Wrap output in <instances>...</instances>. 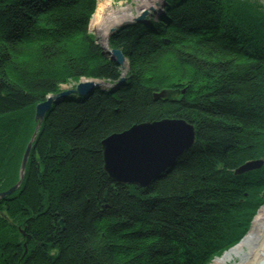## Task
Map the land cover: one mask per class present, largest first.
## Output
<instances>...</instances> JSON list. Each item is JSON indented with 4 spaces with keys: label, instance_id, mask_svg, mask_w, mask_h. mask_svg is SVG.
I'll list each match as a JSON object with an SVG mask.
<instances>
[{
    "label": "trees",
    "instance_id": "trees-1",
    "mask_svg": "<svg viewBox=\"0 0 264 264\" xmlns=\"http://www.w3.org/2000/svg\"><path fill=\"white\" fill-rule=\"evenodd\" d=\"M166 1L156 22L109 37L128 61L121 85L70 95L36 129L46 96L120 71L89 31L97 0H0V190L36 132L0 205L26 239L0 215V264H210L247 232L264 167L233 171L264 158V4ZM167 89L178 95L153 98ZM168 119L193 123L195 146L148 188L111 182L103 139Z\"/></svg>",
    "mask_w": 264,
    "mask_h": 264
},
{
    "label": "water",
    "instance_id": "water-1",
    "mask_svg": "<svg viewBox=\"0 0 264 264\" xmlns=\"http://www.w3.org/2000/svg\"><path fill=\"white\" fill-rule=\"evenodd\" d=\"M153 11L150 10V12ZM146 14L148 15V12L143 11L141 16L135 18L133 21L140 22L145 18ZM115 31L116 28L112 29L111 33ZM101 48L104 54L112 61H115L120 67V71H122L125 61L122 53L118 50H108L103 46ZM123 81L124 77L122 76L115 82L114 86L121 85ZM95 82L97 81L90 79L79 80L73 87H69L68 89L67 87H62L56 94L46 96L45 101L35 105L33 119L37 121L36 129L44 120L43 117L52 105L68 98L70 95L85 97L91 91L103 88L101 84L99 85ZM174 93L176 92L170 90L160 91L153 97L155 100L167 101L171 100ZM35 135L36 132L31 137L24 151L21 161V173L26 167ZM194 135L192 125H188L181 119L160 120L151 124L148 122L135 124L134 127L124 133L114 134L103 141L101 145V149L103 150V171L114 182H119L120 184H126L127 182L135 183L137 186L145 185L149 183L152 177L165 169V166L169 165L182 150H186L190 146ZM20 181L14 187L6 190V192L0 193V199L15 191L19 187ZM59 225L62 228L61 222H59ZM244 238L240 240V243H242L241 241Z\"/></svg>",
    "mask_w": 264,
    "mask_h": 264
},
{
    "label": "rangeland",
    "instance_id": "rangeland-1",
    "mask_svg": "<svg viewBox=\"0 0 264 264\" xmlns=\"http://www.w3.org/2000/svg\"><path fill=\"white\" fill-rule=\"evenodd\" d=\"M142 0H118V1H115V0H97V2H96V10H95V13L91 16V20H90V23H89V31H90V34H91V36L93 37V39L95 40V42H96V44H99V42L101 41V39H100V37H99V35H97V28L96 27H93L95 24H97V22H95L94 21V15L96 14V12H97V10L100 8L101 10H102V12L103 13H106L109 9L111 10V9H113L114 11H117V12H119L120 14H126L127 16L126 17H123V18H119L120 20L119 21H116V23H118V24H116V25H114V24H110L109 25V30L107 31V33H106V41H107V44H108V42H109V37L111 36V35H113L114 33H116V31L115 32H113V33H111V30L112 29H114V28H116V30L118 29V30H120V28H125V27H127V26H130V22H132L135 18H138V17H140L141 16V13L143 12V11H146V12H148V15L150 14V13H152V12H150V10H154L153 11V14L156 16V17H158L159 18V14H162V12L164 11L165 12V7L167 6V1L166 0H148L149 1V3H148V5L146 4L147 3V1L146 2H144V3H142L141 2ZM250 1V0H249ZM256 1H258L259 3H261V4H264V0H256ZM161 12V13H160ZM146 16H147V14H146ZM145 16V17H146ZM156 17L155 18H149L148 16L146 17V19L144 18V20H147L148 21V24L150 23V22H152V20L154 21V22H156L157 20H155L156 19ZM143 20V21H144ZM134 22V21H133ZM148 24H145V25H148ZM111 33V34H110ZM114 50H116V49H114ZM118 51H120V50H118ZM125 62V61H124ZM118 66V65H117ZM118 68L120 69V67L118 66ZM120 71V70H119ZM124 71V70H123ZM123 71H120V74H119V77L118 78H120V77H122L123 76V74H121ZM124 76H128V71H124ZM81 80H85V79H81ZM124 82V81H123ZM102 83V82H101ZM114 83H107V82H104V83H102V86H103V88L102 89H104V90H106V89H108V90H110V89H112V88H115V86L113 85ZM63 87H67V89L69 88V87H73V85H67V86H63ZM161 91H167V90H161ZM170 91H172L171 89H170ZM160 92V91H159ZM178 93H174L172 96L174 97V96H176ZM154 98V97H153ZM171 100H172V98H171ZM173 120H175V119H173ZM182 121H184L185 123H187L188 125H192V127H193V131H194V134H195V128H194V124L193 123H189V122H186L185 120H182ZM192 121H194V120H192ZM146 122H148V123H153V122H155V121H146ZM146 122H144V123H146ZM132 127H134V125L132 126ZM131 127V128H132ZM130 129V128H129ZM129 129H127V130H129ZM127 130H125V131H127ZM124 133V132H123ZM114 134H117V133H114ZM118 134H121V133H118ZM112 136V135H111ZM108 137H110V136H108ZM106 139H107V137H106ZM105 139H103V141H104ZM30 141V140H29ZM103 141L101 142V144H100V149H101V145H102V143H103ZM199 142V141H198ZM195 143H196V134L194 135V139H193V141H192V143L190 144V146L186 149V150H182L181 152H180V154H178L179 156H176V158L173 160V161H171L170 162V164L169 165H166L165 166V169H163L162 171H160L159 172V174H161V173H164V172H166V171H168L172 166H174L175 164H176V161L178 160V158H180L181 157V154L182 153H186V152H188L193 146H195ZM199 144H200V142H199ZM26 149V148H25ZM102 156H103V150L101 149V160H102ZM22 158H23V156H22ZM22 158H21V161H22ZM21 161H20V165L19 166H16L15 168H13V170H12V172H10L11 173V175H10V173H9V175H10V177H9V180L10 181H13V180H17V182H19V180H21L20 181V184L18 185L19 187H17V189L15 190V191H13L11 194H9V195H6V197H4L3 199H0V205H1V203L2 202H7V200H13V199H11V198H13L12 196L14 195V197H15V193H19V190H21V183H22V180H23V177H24V175H23V173H24V171L21 173ZM2 166L3 165H0V175H4L5 176V174L1 171V169H2ZM103 160H102V171H103ZM249 166H251V167H249ZM264 167V158H258V159H253V158H247V160H245L242 164H239V166L238 167H236V169L233 171V175L234 176H238V175H247L248 174V176L250 177V174L249 173H252L253 171H258V170H260V169H262ZM26 168V167H25ZM241 169H243V170H241ZM25 170V169H24ZM20 173H21V175H20ZM103 173H105L106 174V176H107V178L111 181V182H113V183H117V184H119V185H121V186H125V187H132L134 190H135V188H148L149 187V184L153 181V179H155V178H157L158 176H159V174H157L156 176H154V177H152L151 178V180L149 181V183H147V184H145V185H136L135 183H129V182H127L126 184H120L119 182H114V181H112L110 178H109V176H108V174L105 172V171H103ZM252 175V174H251ZM250 178H252V176L250 177ZM1 179V178H0ZM19 179V180H18ZM17 182L16 183H14L13 185H11V187H9V188H7L6 190H9L10 188H12V187H14L15 185H17ZM6 182H2L1 180H0V188L5 184ZM6 190H0V193H4V192H6ZM18 190V191H17ZM258 197H260V201H259V203H261L260 204V206L258 207L259 209H258V211L261 209V207H264V190L262 191V192H260L259 193V195H258ZM10 198V199H9ZM258 211H253L252 212V215H254V217L252 218V219H254L255 218V216L258 214ZM251 213V212H250ZM256 214V215H255ZM0 215L3 217V219L7 222V224L9 223L13 228H14V230H16L17 232H18V235L20 236V237H25L24 236V231L22 230V228H20V225H18V221H17V216H15V217H11V216H9L8 217V215H6L5 214V212H3V210L1 209V207H0ZM228 217V216H227ZM226 217V218H227ZM251 219V217H250V221H249V223H248V225H246V227H250V226H252V223H253V220ZM61 222V221H60ZM59 225V224H58ZM61 225H62V228H63V224H62V222H61ZM59 227H60V225H59ZM240 227V226H239ZM241 227H243V226H241ZM61 228V227H60ZM236 228H238V227H236ZM21 231L24 233H22V234H20L21 233ZM10 233L12 234L13 232L10 230ZM0 234H1V232H0ZM7 234H9V233H7ZM22 235V236H21ZM242 238V237H241ZM24 239H26V237L24 238ZM245 249V248H244ZM235 262H238V258L237 257H232L231 258V260H229V262H227V263H225V264H233V263H235ZM244 264H247V262L246 263H244Z\"/></svg>",
    "mask_w": 264,
    "mask_h": 264
},
{
    "label": "bare ground",
    "instance_id": "bare-ground-1",
    "mask_svg": "<svg viewBox=\"0 0 264 264\" xmlns=\"http://www.w3.org/2000/svg\"><path fill=\"white\" fill-rule=\"evenodd\" d=\"M146 1H147L146 4L148 5L149 3L148 0H142L141 2L144 3ZM160 15L161 14H159V16ZM126 16H127L126 14L124 15L120 14L119 12L114 11L113 9L111 10L109 9L106 13H103L100 8L97 10L96 14L94 15V21L97 22V24H95L93 27H96L98 29L97 35H99L101 39V41L99 42L100 45H102L103 47L106 46L107 43L106 33L109 30V25L118 24L116 23V21H119L120 20L119 18H123ZM148 17L152 19L155 18L156 16L152 12L148 15ZM157 19L158 17H156L155 20ZM123 66H124L123 70L126 72V70H128L127 60H125ZM124 71L122 72L123 75H124ZM95 83L102 85L101 81L100 82L97 81ZM258 209L256 211H258ZM253 217L254 215H251V219ZM252 220L253 223L250 229V233L247 237H245L242 240V243L238 247L229 250V252L225 253L224 256L215 259L211 264H225L229 262V260H231L232 257L238 258V262H235L233 264H244L246 262L247 264H264V207H261V209L258 211V214Z\"/></svg>",
    "mask_w": 264,
    "mask_h": 264
}]
</instances>
